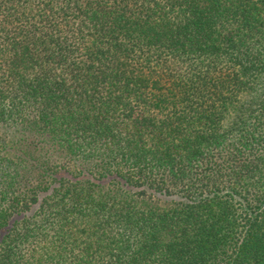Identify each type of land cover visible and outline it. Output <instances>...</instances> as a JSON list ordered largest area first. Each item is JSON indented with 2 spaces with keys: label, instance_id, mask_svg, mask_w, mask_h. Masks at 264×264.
I'll return each instance as SVG.
<instances>
[{
  "label": "trees",
  "instance_id": "16d2710c",
  "mask_svg": "<svg viewBox=\"0 0 264 264\" xmlns=\"http://www.w3.org/2000/svg\"><path fill=\"white\" fill-rule=\"evenodd\" d=\"M0 264H264V0H0Z\"/></svg>",
  "mask_w": 264,
  "mask_h": 264
},
{
  "label": "rangeland",
  "instance_id": "374dc122",
  "mask_svg": "<svg viewBox=\"0 0 264 264\" xmlns=\"http://www.w3.org/2000/svg\"><path fill=\"white\" fill-rule=\"evenodd\" d=\"M38 1V0H37ZM35 12H37L36 10H35ZM32 17H34L33 15H32ZM200 62V60L199 59H192V62H187V63H185L184 64V68L185 67H187L188 65H190V66H194V65H196V64H198ZM57 156H55V158H56Z\"/></svg>",
  "mask_w": 264,
  "mask_h": 264
}]
</instances>
